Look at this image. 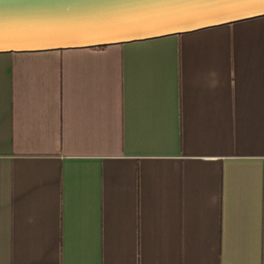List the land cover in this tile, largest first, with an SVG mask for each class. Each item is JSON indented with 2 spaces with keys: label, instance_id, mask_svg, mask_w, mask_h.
<instances>
[{
  "label": "crops",
  "instance_id": "crops-1",
  "mask_svg": "<svg viewBox=\"0 0 264 264\" xmlns=\"http://www.w3.org/2000/svg\"><path fill=\"white\" fill-rule=\"evenodd\" d=\"M0 264H264V17L0 54Z\"/></svg>",
  "mask_w": 264,
  "mask_h": 264
},
{
  "label": "water",
  "instance_id": "water-1",
  "mask_svg": "<svg viewBox=\"0 0 264 264\" xmlns=\"http://www.w3.org/2000/svg\"><path fill=\"white\" fill-rule=\"evenodd\" d=\"M264 17V0H0V54L94 49Z\"/></svg>",
  "mask_w": 264,
  "mask_h": 264
},
{
  "label": "clouds",
  "instance_id": "clouds-1",
  "mask_svg": "<svg viewBox=\"0 0 264 264\" xmlns=\"http://www.w3.org/2000/svg\"><path fill=\"white\" fill-rule=\"evenodd\" d=\"M212 75L215 77L217 74L216 73H212ZM219 84V81L217 79H214L213 82H212V87H216L218 86Z\"/></svg>",
  "mask_w": 264,
  "mask_h": 264
},
{
  "label": "trees",
  "instance_id": "trees-1",
  "mask_svg": "<svg viewBox=\"0 0 264 264\" xmlns=\"http://www.w3.org/2000/svg\"><path fill=\"white\" fill-rule=\"evenodd\" d=\"M100 48H103V47H98V48H95V49H100Z\"/></svg>",
  "mask_w": 264,
  "mask_h": 264
}]
</instances>
